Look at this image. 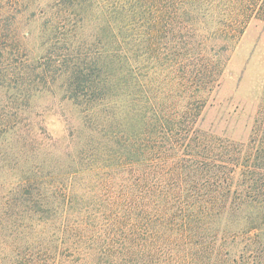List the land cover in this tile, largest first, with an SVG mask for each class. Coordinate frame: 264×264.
Returning <instances> with one entry per match:
<instances>
[{"label": "trees", "instance_id": "obj_1", "mask_svg": "<svg viewBox=\"0 0 264 264\" xmlns=\"http://www.w3.org/2000/svg\"><path fill=\"white\" fill-rule=\"evenodd\" d=\"M3 17L0 264H264V75L216 101L264 0H0Z\"/></svg>", "mask_w": 264, "mask_h": 264}, {"label": "rangeland", "instance_id": "obj_2", "mask_svg": "<svg viewBox=\"0 0 264 264\" xmlns=\"http://www.w3.org/2000/svg\"><path fill=\"white\" fill-rule=\"evenodd\" d=\"M2 7L6 8L4 4ZM17 56V19L0 18V56ZM264 75V24L252 22L244 32L239 45L232 55L216 101L223 103L226 110H232L239 96L258 83ZM0 95V98H3ZM233 98V99H231ZM10 101L12 98L9 99ZM46 98L36 96L32 104L43 105ZM66 104H56L44 115L47 133L54 138L64 134L63 117L68 114ZM64 115V116H63ZM210 113V119H211Z\"/></svg>", "mask_w": 264, "mask_h": 264}]
</instances>
